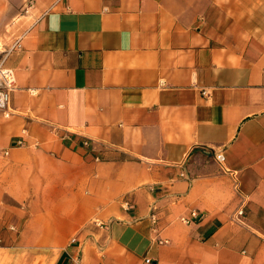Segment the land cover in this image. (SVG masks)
<instances>
[{
  "label": "crops",
  "instance_id": "1",
  "mask_svg": "<svg viewBox=\"0 0 264 264\" xmlns=\"http://www.w3.org/2000/svg\"><path fill=\"white\" fill-rule=\"evenodd\" d=\"M8 50L0 243L264 264V0H0Z\"/></svg>",
  "mask_w": 264,
  "mask_h": 264
},
{
  "label": "rangeland",
  "instance_id": "2",
  "mask_svg": "<svg viewBox=\"0 0 264 264\" xmlns=\"http://www.w3.org/2000/svg\"><path fill=\"white\" fill-rule=\"evenodd\" d=\"M18 217L16 213L13 214L12 224L19 222ZM56 250V246L0 243V264H51Z\"/></svg>",
  "mask_w": 264,
  "mask_h": 264
},
{
  "label": "built area",
  "instance_id": "3",
  "mask_svg": "<svg viewBox=\"0 0 264 264\" xmlns=\"http://www.w3.org/2000/svg\"><path fill=\"white\" fill-rule=\"evenodd\" d=\"M14 44V46H16ZM13 46V47H14ZM11 47L10 50L13 48ZM0 51V109H5V115L10 111L8 108L9 103V91L14 87V74L13 71L4 66V59L10 51ZM205 94V92H202ZM243 215V210L239 209L236 212L237 218H240ZM187 221V220H185Z\"/></svg>",
  "mask_w": 264,
  "mask_h": 264
}]
</instances>
